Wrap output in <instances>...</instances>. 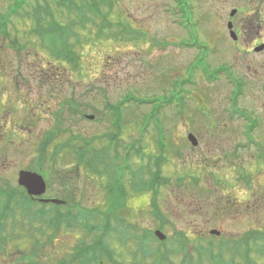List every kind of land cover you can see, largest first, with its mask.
Listing matches in <instances>:
<instances>
[{
  "label": "rangeland",
  "instance_id": "374dc122",
  "mask_svg": "<svg viewBox=\"0 0 264 264\" xmlns=\"http://www.w3.org/2000/svg\"><path fill=\"white\" fill-rule=\"evenodd\" d=\"M15 1L0 0V14L6 13ZM101 1L104 2L101 9L109 11L105 13L107 21L95 18V24L78 31L82 40L76 47L77 53L82 55L78 68L66 58L49 54L36 32H31L34 26L30 19L23 20V16L13 12L7 17L8 23H0V182L15 178L23 168L38 169L47 182V196L70 195L83 207L100 211L112 209L114 197L105 186L112 183V178L94 172L90 174L85 166L76 165L69 150H60L54 160L52 155L57 151V143L65 140L81 142L83 139L96 152L112 157L113 146L108 140H95L94 135L114 132L112 115L107 114V109L117 102H124L120 107L124 129L119 137V147L121 143L126 147L143 146L140 157L132 156L131 170L138 173L137 170L142 169L146 179L151 177V171L157 172L156 160L161 159L158 173L162 187L157 197V213L152 214L153 191L136 194L131 186L137 178L131 173L124 177L126 195L123 201L119 200L121 206L115 212L118 219L115 220L112 213L110 219L112 231L114 229L110 242L118 264H152L154 260L151 253L145 254L144 258L142 250L135 253L139 250L138 242L123 239L126 229L120 223L121 219L125 221L123 225H128L127 234L130 235L161 229L167 235V248L175 245H172L175 236L182 234L189 246L193 245V255L196 254L194 245L200 242L207 245L206 240L213 229H218L229 240H239L252 231L264 229V206L252 218H228L225 213L221 214L223 211L215 210L217 203H224L228 208L227 203L233 207L231 202L248 198L243 184L235 181V172H238L236 166L234 168L235 162L232 160L233 163L225 165L221 159L234 140L242 138L244 120L226 119L231 105L228 98L235 87L224 78V73H220L217 80L207 81L198 70L200 68L208 75L209 70L204 68L206 62H209L210 70L221 64L233 68L235 76L242 80V91H233L232 99L239 97L237 108L253 113L254 125L258 123L255 117H259L262 125L257 134L264 138V53H237L227 26L230 19L237 24L246 23L247 28L252 27L251 34H242L241 42L259 41L264 35V9L255 17L246 9L250 6L249 0H190L196 16L194 18L192 14L190 22L180 19L190 36L186 37L178 29V42L192 40L194 35V39L211 48L207 59L199 56L190 62L197 54L196 49L171 51V47L160 46L159 38L168 40L174 36L175 26L171 24L168 12L171 0ZM254 1L255 5L264 8V0ZM236 6L239 9L231 17L230 11ZM75 12L85 15L77 9ZM59 14L64 16L61 11ZM87 16L92 14L89 12ZM95 16L101 17V14ZM4 23L8 24L5 28ZM13 42L22 48L13 47ZM173 83H176L175 87ZM128 98L133 100H126ZM78 110L95 115V120L84 119ZM152 111L156 116L150 118ZM57 123L61 124L58 126ZM157 126L163 128L161 132ZM209 127L218 129L211 131ZM47 132H54L55 137L43 160L38 145ZM159 133L164 135L165 150L157 141ZM190 133L198 137L197 147L188 140ZM95 145L101 147L100 151ZM123 150L119 148L121 157ZM101 158L97 157V160ZM239 161L248 170H253L255 165L256 169L260 167L257 173L254 172V182L264 200L262 163L254 162L250 155H243ZM102 165L108 168V163L103 161ZM62 179H67V183H62ZM113 187L118 190L114 181ZM227 213L233 214L234 210ZM98 214V218L90 219L99 223L104 213ZM119 223L121 232L114 226ZM21 228L25 229V226ZM24 229L18 233L25 236L20 232ZM66 230L65 233L58 232L53 241L50 237L54 233L49 232L48 236L46 232L44 237L49 243L43 250H63L67 257L74 242L81 239L87 244L96 235L76 228L75 237L73 229L71 234ZM35 234L40 235L39 232ZM214 239L216 244L218 239ZM21 241L18 251L29 250L30 240ZM144 242L149 249L164 248L152 236ZM251 257L257 264H264V255L254 252ZM79 261L74 260L75 264H81ZM175 261L180 263L181 256L180 260L176 256Z\"/></svg>",
  "mask_w": 264,
  "mask_h": 264
},
{
  "label": "flooded vegetation",
  "instance_id": "af4514ba",
  "mask_svg": "<svg viewBox=\"0 0 264 264\" xmlns=\"http://www.w3.org/2000/svg\"><path fill=\"white\" fill-rule=\"evenodd\" d=\"M249 5L246 6V9H249V13L251 16L254 15L255 17H258L262 14L263 7L259 5H255L254 0H249ZM264 4V1L262 2ZM181 5L183 7L181 8ZM180 7V8H178ZM188 7V10H187ZM237 9L239 7H232L230 11L231 13L234 12L233 16L236 15ZM169 12L172 16V22L175 26L174 29V36L170 37V39L166 40L164 38L160 39V46L170 48L171 51H175L176 49H186V50H198V54L200 57H203V59H207L209 57L211 48L205 43L201 44L197 39H194V35H192L193 40L192 41H183L178 42V29L182 30L186 37L190 36L186 26L180 21L186 20V22H190L192 19V14L195 18V11L193 10V6L191 4L190 0H171V4L169 7ZM229 22H232L233 24V31H234V37L230 35L229 31V37L232 40V43L235 47V50L237 53L241 54H261L264 53V35L263 38L259 41H256L254 39L253 42H249L244 40V42H241L242 34H246L247 36L251 34L252 27L247 28L246 23L243 25V23L237 24V22L230 19ZM235 22V23H234ZM177 34V35H176ZM251 40V38H250ZM195 45V46H194ZM247 47L244 49V47ZM263 46V49H260ZM209 62H206V65L204 68L206 70H209ZM232 67L230 65H224L221 64L217 67L215 70H209V74L206 75L210 77L211 79L218 78L220 76V73H224V78L229 81L236 84L238 88H242L241 79L239 80L237 76L234 74V70L232 71ZM173 86H176V83H173ZM172 87V85H171ZM241 95V94H239ZM238 98L236 100H231V105L227 109L226 112V119L228 121H239L238 119H243L244 122L242 124V138H236L231 146V149L225 152L224 156L221 157L223 162H232L234 163V168L238 169V172H235V181L243 184V186L246 188V193L248 194V198L244 201L242 200H236L235 202H231L233 205L232 209L234 210V213H226L228 210L231 211L232 209H228L227 207H222L219 203H217V209L219 211L225 212L224 216L230 218V217H247L252 218L254 215H256L261 208L263 209L264 206V200L260 196L261 192H258V189L255 187L254 182V172H258L260 167L256 169V165L253 168V170H248V168L243 164L242 161H239L240 158L243 155H250V157L255 160L254 162L260 161L264 167V138L259 137L257 134L258 128L262 125L261 122L257 119L259 117H255L258 123L254 125V119H253V113L245 112L243 110H240L237 108L236 104L238 102ZM261 119V118H260ZM240 122V121H239ZM216 124V123H215ZM1 126V125H0ZM209 126V124H208ZM216 126L219 125L216 124ZM217 128V129H218ZM217 129H211L209 127V130L215 131ZM239 161V162H238ZM233 163V162H232ZM250 171V173H249ZM262 175L264 179V169L262 170ZM264 181V180H263ZM18 177L15 175V178H9V179H2L0 182V264H67L70 262H67L68 259H80L84 264H88V260L86 259V254L89 248H92L93 250L90 253V257H92V260L89 261V264H114L113 261V247L110 242V238L112 236V224L111 221L106 220H100L98 221V224H105V231L109 232L108 235L101 236V235H94V240H89L91 242L87 244H83L85 240L79 239L78 241L74 242L72 245L71 250L68 252V256H65V251L63 250H43L45 246H48V240L44 237L46 234L49 236V232L54 233L50 239L52 241L54 240L55 236L58 234V232H64L67 229V225L69 228L66 230V233L71 234V229H73L72 235L77 237L76 234V228H78V231H81L82 227L80 223H76L77 221H74L73 223H76L74 225L67 224V220L65 219H58V220H47L45 223L40 222V224L36 228V232H39V234H29L26 232V228H29L27 224H22L18 220V213H17V206H18ZM29 198L32 202L38 203L42 198H60L68 202V204H64L63 206L69 208L70 206H73L75 203H73V200L75 199L73 196H61L58 197L57 195L47 196H30ZM9 204V206H8ZM52 204V203H48ZM56 204V203H54ZM216 204V203H215ZM67 205V206H66ZM229 206V203H227ZM61 210H64L62 208ZM29 221H27L28 223ZM95 222L96 221H91ZM53 224L54 229L51 228ZM21 226H25L24 228H21ZM58 226V228H55ZM264 227V224H263ZM75 228V229H74ZM20 229H24V235H20L18 231ZM64 230V231H63ZM84 231V230H83ZM93 231V229H92ZM96 229H94V233H96ZM47 232V233H46ZM43 233V234H42ZM46 233V234H45ZM45 234V235H44ZM92 234V233H91ZM113 237V236H112ZM24 239L30 240V245L28 246L27 250L24 251H18L19 244L18 242ZM49 239V240H50ZM99 239V240H98ZM247 239L245 236L244 238H239V240ZM98 241L100 242V252L96 251V248L98 246ZM22 243V241H21ZM23 245V244H22ZM21 247V246H20ZM29 252V253H28ZM31 253V254H30ZM224 253V252H223ZM190 257L188 264H206L205 261L202 259L201 255L196 252V254L193 255L192 251L190 250ZM234 261L233 264H242L241 258L239 259L238 255L233 256ZM99 262V263H98ZM208 264H210L207 261ZM73 264V263H72ZM224 264V263H223ZM249 264H252L250 262Z\"/></svg>",
  "mask_w": 264,
  "mask_h": 264
},
{
  "label": "trees",
  "instance_id": "16d2710c",
  "mask_svg": "<svg viewBox=\"0 0 264 264\" xmlns=\"http://www.w3.org/2000/svg\"><path fill=\"white\" fill-rule=\"evenodd\" d=\"M34 3L31 0H16L8 9L6 13L0 14L1 22L6 21L9 22L8 16H10L11 13L16 12L19 14V16H23V20L30 19L33 22V29L31 32L35 31L36 35L41 39L43 44H45L47 47L45 49L49 51V54L56 55V57L59 58H66L74 68H78L81 65V57L82 55L78 54L76 51L77 45L79 46L81 40V36L79 34L80 29H86L90 24H95L96 19L99 18L101 21L104 22L107 21V15L105 14L106 11L109 13V11L102 10L101 6H103V1L101 0H54V2L50 0H33ZM62 9V10H61ZM79 10L81 13H85V15H78L76 14L75 10ZM110 9V8H108ZM63 13L64 16L59 14V12ZM89 12L92 14V16H87ZM66 14V15H65ZM96 14H101V17H96ZM6 19V20H5ZM7 23L2 24V26L5 28L8 26ZM104 25V24H103ZM102 26V25H101ZM101 26L99 27V35L101 34ZM4 33H7L6 30H4ZM31 34V33H30ZM17 37V36H16ZM18 38V37H17ZM76 39V40H75ZM13 44L17 49H21L22 46L16 44L13 42ZM70 102V100H69ZM72 103V102H71ZM69 103V104H71ZM68 104V105H69ZM124 102L122 104L116 105L118 107H122ZM111 106V105H110ZM109 106V107H110ZM115 107V106H114ZM121 108H118L120 110ZM121 112V111H119ZM113 118L116 119V123L118 126V131L122 132L123 129V115L121 113L116 114V117L114 114H112ZM153 117H155L153 115ZM61 123H57L59 126ZM57 131L61 132L60 129L57 128ZM65 132V131H64ZM110 134H107L105 137L101 136V139H110L113 140V137H110ZM55 137L54 132H48L44 139L40 142L39 145V152L40 157L46 159L47 157V148L49 144L52 142V140ZM160 145L161 148H165V144L163 142V134L160 136ZM77 140H80L77 138ZM86 140L82 139V143L78 142L76 146H68L69 151L74 154H77V163L76 165H82L87 168L90 172L98 173L99 176L103 177L105 174V171L109 169V163L108 168L106 167H99L100 164H103L104 156L101 152H94L90 155V152L92 149L89 148V146L85 143ZM89 143L88 141H86ZM61 146H57V151L52 155V160L55 159L57 153L59 152ZM64 146L62 145L61 149ZM140 147L138 150V153H141ZM60 149V150H61ZM97 157H102L101 159L97 160ZM161 159L156 160V171H152L153 174L150 178H144L142 176L143 170H139L138 173L136 171H131V174L133 177L135 176L137 179L134 184H132L133 189L135 190H141V191H148L154 188V185L160 181L161 183V176L158 173L160 171V163ZM35 170V169H34ZM38 170V169H36ZM112 180L115 178V174L110 177ZM166 181V180H165ZM67 183V182H66ZM112 185L109 183L106 185V189L110 196L114 197V203H112L110 210H98V208L94 210H80L78 214V218L80 219H89L91 217L98 218L99 214L98 212L104 213L105 219L112 218L111 213L116 217L115 215L116 210H119L121 204L120 199L123 201V198L125 197L126 193L122 191L121 185L118 186V190L116 188L111 187ZM110 187V188H109ZM159 193V190H158ZM157 193V194H158ZM108 194V195H109ZM115 195V196H114ZM22 213H19L22 219L30 218L34 220H39L44 217L43 212L37 213L29 204V208H22ZM58 217V216H55ZM66 219H73L72 214L66 216ZM179 236H175L173 240V245L171 248H164V249H157V256L158 259L154 260V264H167L166 261H169V264H174V262L171 259V255L178 256L182 254V261L179 264H186V254H187V239L184 235L178 234ZM257 235V234H256ZM259 240H261L260 234H258ZM264 240V238H263ZM259 251L264 253V249L258 248ZM147 253L151 252V250H147Z\"/></svg>",
  "mask_w": 264,
  "mask_h": 264
},
{
  "label": "water",
  "instance_id": "95a60500",
  "mask_svg": "<svg viewBox=\"0 0 264 264\" xmlns=\"http://www.w3.org/2000/svg\"><path fill=\"white\" fill-rule=\"evenodd\" d=\"M231 26V25H230ZM93 118V116H91ZM194 141L193 137H190ZM195 142V141H194ZM19 183L27 188L30 194L41 195L46 191V181L44 177L34 171L21 170L19 175ZM212 234H220L218 230H213ZM156 234L161 238L165 239L166 236L157 231Z\"/></svg>",
  "mask_w": 264,
  "mask_h": 264
}]
</instances>
